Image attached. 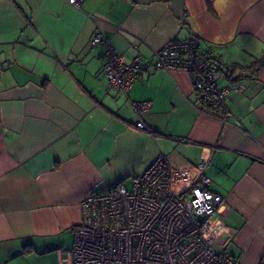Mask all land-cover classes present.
I'll return each instance as SVG.
<instances>
[{
	"label": "crops",
	"instance_id": "0c3cea01",
	"mask_svg": "<svg viewBox=\"0 0 264 264\" xmlns=\"http://www.w3.org/2000/svg\"><path fill=\"white\" fill-rule=\"evenodd\" d=\"M96 31L126 62L194 38L218 85L243 90L225 114L200 104L189 73L146 66L123 94ZM159 154L179 168L208 159L224 198L210 245L264 264V0H0V264H71L81 201L131 185Z\"/></svg>",
	"mask_w": 264,
	"mask_h": 264
},
{
	"label": "built area",
	"instance_id": "2783aa9c",
	"mask_svg": "<svg viewBox=\"0 0 264 264\" xmlns=\"http://www.w3.org/2000/svg\"><path fill=\"white\" fill-rule=\"evenodd\" d=\"M64 1L80 8L84 0ZM103 42L109 86L123 94L146 66L189 73L200 104L225 114L230 92L243 90L241 84L218 85L216 64L199 53L194 38L172 40L154 50L149 60L138 55L130 62L96 31L91 43ZM131 105L139 115L150 109L151 102ZM134 127L146 129L142 120ZM207 165L204 158L179 168L159 154L129 188L118 183L88 194L80 203V219L73 229L71 264H241L212 248L207 239L209 219L224 201L210 189Z\"/></svg>",
	"mask_w": 264,
	"mask_h": 264
},
{
	"label": "rangeland",
	"instance_id": "374dc122",
	"mask_svg": "<svg viewBox=\"0 0 264 264\" xmlns=\"http://www.w3.org/2000/svg\"><path fill=\"white\" fill-rule=\"evenodd\" d=\"M127 188H129L130 187V184L129 183H125L124 184ZM68 238H70V241L72 240V234L70 233H68Z\"/></svg>",
	"mask_w": 264,
	"mask_h": 264
},
{
	"label": "trees",
	"instance_id": "16d2710c",
	"mask_svg": "<svg viewBox=\"0 0 264 264\" xmlns=\"http://www.w3.org/2000/svg\"><path fill=\"white\" fill-rule=\"evenodd\" d=\"M206 1H207L208 4L211 2V0H206ZM231 71H232V70L229 69V72H231Z\"/></svg>",
	"mask_w": 264,
	"mask_h": 264
}]
</instances>
